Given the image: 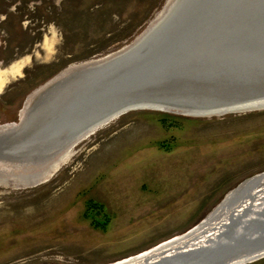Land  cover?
<instances>
[{"label":"rangeland","instance_id":"obj_1","mask_svg":"<svg viewBox=\"0 0 264 264\" xmlns=\"http://www.w3.org/2000/svg\"><path fill=\"white\" fill-rule=\"evenodd\" d=\"M167 1L0 0V130L55 77L132 42ZM55 160L40 181L0 164V264H106L187 232L264 171V108L131 110Z\"/></svg>","mask_w":264,"mask_h":264},{"label":"water","instance_id":"obj_2","mask_svg":"<svg viewBox=\"0 0 264 264\" xmlns=\"http://www.w3.org/2000/svg\"><path fill=\"white\" fill-rule=\"evenodd\" d=\"M78 74V96L46 123L66 132L65 141L131 110L248 109L230 106L264 97V0H176L142 40ZM216 209L224 216L203 225ZM198 228L199 243L195 234L182 246L108 264H246L264 257V171L241 181L181 235Z\"/></svg>","mask_w":264,"mask_h":264},{"label":"bare ground","instance_id":"obj_3","mask_svg":"<svg viewBox=\"0 0 264 264\" xmlns=\"http://www.w3.org/2000/svg\"><path fill=\"white\" fill-rule=\"evenodd\" d=\"M175 1L176 0H168L163 9L156 15L155 19L146 27V29L132 42H130L120 50L111 53L101 59L77 65L76 67L69 69L63 74L55 77L41 90H39L37 95L29 102V105L24 110L20 121L17 124H12L9 128L0 130V164L5 163L11 165L20 164L26 167L31 166V169L34 168L33 170L28 172L26 171V173H21L16 176H37L36 178H34L35 181H40L45 176V174L43 175V173L53 168L52 165L56 161L55 159L58 155H61L62 152H67L75 142L83 137L88 136L93 131L100 128L101 126L95 124L89 131H81L65 141L66 132L54 133L52 129H50V127L48 129L50 123L48 125H46V123L51 122L54 118V115L60 113L65 106H68L73 97L76 98L78 96L79 93H76L75 91V88H77L81 84L79 77L80 73L78 74V72L88 66H91L92 64L102 62L107 58L130 49L132 44H135L142 40V38H144L146 34L153 27H155L159 21H161L167 10L171 8ZM68 75L69 77H66ZM70 77L72 79H69ZM159 106H163L162 108H171V106H165L162 104H159ZM242 107H249L248 109L264 108V97L245 100L243 102H240V104L236 106H230V109L239 110V108ZM224 109L225 108H215L214 110L208 111V113L219 114V112ZM186 112L195 113L196 111L188 110ZM198 113H200V111H198ZM29 182L32 181L29 180ZM223 212L224 210L222 211L220 209H216V211L209 216V218L203 225L209 224L208 226L205 225L206 227H209L212 223H215L216 217L218 218L220 216H224V214H222ZM199 230L200 228L194 229L188 235H177L168 240H165L154 247L137 253V256L131 260L137 261L139 260L138 256L140 259H142V256H147V254L149 255L153 252H158L162 249L173 247L174 245L181 244L182 246L183 242L181 241H184L186 238H193V236L196 234L195 240H193V243H195L198 241L199 237L203 239L202 236L196 237L198 234H200ZM185 245L190 246L192 245V243L188 242L185 243Z\"/></svg>","mask_w":264,"mask_h":264},{"label":"trees","instance_id":"obj_4","mask_svg":"<svg viewBox=\"0 0 264 264\" xmlns=\"http://www.w3.org/2000/svg\"><path fill=\"white\" fill-rule=\"evenodd\" d=\"M105 223H106V221H105V222H103V223L101 224V226H104V225H105Z\"/></svg>","mask_w":264,"mask_h":264}]
</instances>
